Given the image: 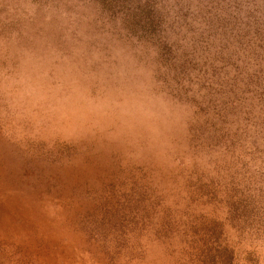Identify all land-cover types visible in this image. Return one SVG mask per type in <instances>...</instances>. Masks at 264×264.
<instances>
[{
  "label": "rangeland",
  "instance_id": "rangeland-1",
  "mask_svg": "<svg viewBox=\"0 0 264 264\" xmlns=\"http://www.w3.org/2000/svg\"><path fill=\"white\" fill-rule=\"evenodd\" d=\"M0 264H264V0H0Z\"/></svg>",
  "mask_w": 264,
  "mask_h": 264
}]
</instances>
